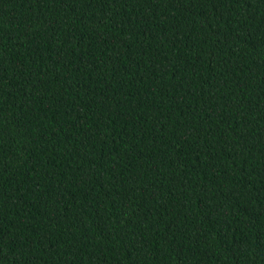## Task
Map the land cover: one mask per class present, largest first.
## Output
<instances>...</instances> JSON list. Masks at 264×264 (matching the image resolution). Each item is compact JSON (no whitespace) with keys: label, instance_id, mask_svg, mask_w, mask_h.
Here are the masks:
<instances>
[{"label":"trees","instance_id":"16d2710c","mask_svg":"<svg viewBox=\"0 0 264 264\" xmlns=\"http://www.w3.org/2000/svg\"><path fill=\"white\" fill-rule=\"evenodd\" d=\"M0 264H264V0H0Z\"/></svg>","mask_w":264,"mask_h":264}]
</instances>
